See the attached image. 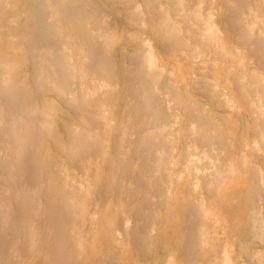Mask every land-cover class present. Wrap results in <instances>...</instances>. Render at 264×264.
Listing matches in <instances>:
<instances>
[{
  "label": "rangeland",
  "instance_id": "rangeland-1",
  "mask_svg": "<svg viewBox=\"0 0 264 264\" xmlns=\"http://www.w3.org/2000/svg\"><path fill=\"white\" fill-rule=\"evenodd\" d=\"M5 1H8V4H6ZM11 1H12L14 6H10ZM36 1H38V0H4V4H0V53H1V57L2 58L4 57L3 59H5V58L11 59L13 56H15V51H16L15 48L18 49V48H20V46L26 45L28 43L29 39L16 38L15 35H16V33H19V32H24V34L29 33L28 32V28H29L28 23L30 22V12L28 11V8H30L31 2H36ZM89 1L94 3L95 6L97 5L96 7H99L100 9H107V10L112 11L114 14V17H112L113 19L111 20V23H112L113 27L115 28V33H116L115 35L120 36L121 38H122L123 34L124 35L126 34V36H127V41L120 44L122 46L126 45L125 49H123V50L121 49V50L117 51V58L119 61L118 64H119V67L121 68L119 70V72H123V74L121 75L123 77L122 78V81H123L122 86L118 90H116L114 97L111 96L110 97L111 99H109L110 101L108 100L109 101L108 107L110 108V111L108 112L107 118H109V121H108L109 124H105L106 122L104 121V119H102L103 117L101 116L102 115L101 114L102 109H101L100 105L97 104L96 102H94V101L89 102L88 101L89 103L92 104V106H91V104L89 106V103H87L88 105L86 104L87 105L86 106L82 102L79 101L78 105L76 104V106L79 108L74 106L73 107L74 109H73L72 107L64 106L63 101L61 99H58V97L54 93H51V92L45 91V90H40V87H38L39 84H38L37 80L35 78H33V74H31V73H33L32 72L33 69H32V67H30L28 65L27 66L23 65L25 68L21 67L22 65H20V66H18L19 69H18V67H16L17 69L15 68L14 71H16V72H14V71L12 72V75L15 73L13 75L14 76V82H16L15 84L18 85V83H23L22 85H24V86L19 84L21 86V90L23 89V91H21L19 89L20 87L18 86L19 87L18 88L16 85H15V88H13L14 84H12V86H10L7 83V84H5L6 87H4L5 85L2 87L0 84V97L2 99L0 101V104L2 103L1 104L3 106L2 111L4 112L3 113L0 111V115H1L0 116V154H2L3 151H5L3 153L4 158H2L3 155H1V157H0V158H2V161H3V163H2V161L0 160V164H1L0 165V169H1L0 170V202L9 200V201H11V204H14V203H17L18 201H20V198H21V200L26 201V202L24 201L25 203L23 202L22 204L20 203L22 201H20L18 203L19 205L16 204V206L21 205V207L23 208L22 209L23 212L19 213L20 216L16 215L15 213H18L19 209L21 211V207H19L18 210H15L18 208V206H17V208L14 206L12 209H10L9 212L11 214L8 213V217L10 220L6 219V220L10 221V222L8 221L10 223V226H8V223L6 225V222H7L6 220H5L6 222L0 221V232H1L0 234H3L1 230H3V232H4V227H6L7 229H8V227H10L9 230H7L5 228L6 232H4L5 235L3 234V237H2V238H4V237L5 238L0 240V251H1L0 258L2 256V258L0 259V264H19V263L20 264H57V261L60 260L59 259L60 257H59V253H57V250H55V247L58 246L56 244V241L59 240L58 238H60V236H61L60 233L64 234L63 236H64L65 242H66L65 243L66 249L70 251V252L68 251L70 253L68 255V252H66L64 250V254H66V256H67L66 260L69 258L68 260L69 261L71 260V262H72V263L70 262V264H79V262H80V264H82V263L83 264H187V263L188 264H205V263L206 264H264V190H263L264 189L263 188L264 187V163H263L264 162V142H263V140H264L263 139L264 138V119L258 113H255V112H257V111H255V110H257V108H255L256 103L253 102V100L255 101L257 99V97H256V93H257L256 89L257 88L256 87H258L259 85L256 86L254 84V81H252L251 78H249L250 75L247 74V73H249L248 71H251L252 73L254 72L257 75L264 78V61H262V60H264V55L261 53L262 56H258V53L255 50H252L251 48H250L251 49L250 50L249 49L250 46L247 47L246 46L247 44H245L241 40H238L237 38H235L233 36L234 33L231 30V28L234 26V24L239 22L238 19L241 20L240 17L241 16L243 17L247 13L246 8H245L246 11L244 8L242 9V7H244L243 5L246 4L245 7L247 6V8H250V10L248 9V11H251L252 13L251 12L247 13V14H249V16L246 14L244 16L245 19L243 18L244 20H242V22L244 21V23L246 22V24H249V22L253 23V21L258 22V20H260L259 21L260 25H258V28L260 29V31L263 33V36H264V28H262V26L264 27V10H263L264 8L262 9V7H264V0L263 1L262 0H242L244 4L242 5L241 8L238 7L239 3L236 2L235 3V4H237L236 10L237 11L241 10L240 12L238 11L237 13H235L236 10L233 13L230 10L231 2H234V0H212L210 7H213V9H214V10H212L213 14L215 15L213 17V21L215 24L214 27L216 29H218V32H216L217 30H215L213 28L215 30L214 33H216V34H214L215 41H214V39L212 40V45L215 43L214 44L215 46L211 45V48L213 49V51L210 48L207 52L204 51L203 53H201L202 55H200L201 57H199V61L197 63H192V61L190 60V59H192L191 58L192 53H191L189 48H187V49L185 48L183 51H180L183 53L182 54L178 51H174L170 47L169 48H163L162 46H159V47L156 46L159 44V42L157 41L155 43V47H157L156 48V54L158 57V68L162 69V71L164 73H166V75H167V76H165V74L163 73L164 78H161V81H163V82L165 81L164 82L165 88H162L163 90L160 91V95L158 96L159 98H157V99L155 97L156 96L155 93H154L155 96L153 97L154 91L152 89H149V88L145 89L146 85L145 86L143 85L144 88H143V86H141L142 89L139 90L137 88V86H138V84H137L138 82H136L137 79L135 80L133 78L135 76L127 74V71H128L127 69L131 65L132 66L136 65L141 60L140 57L142 56L141 49L138 45V42L132 43V41H130L131 40L130 38H131V36H136V35L138 36V34H141L140 37L143 38L144 34L146 33L145 32L146 29H143L142 27H138V26H131L130 24H128L126 15L124 13L126 8H128L126 6L125 2L118 1V0H114V1L113 0H94V1L89 0ZM184 1H186V2L188 1V5H187L188 8L191 9L195 5L196 8L197 9L199 8V10L201 11L200 12L199 10H197V13L199 11L201 14H204V11L202 12V10L206 9L205 5L208 4L209 3L208 1H210V0H208V1L207 0H184ZM229 1H230V3H229ZM222 2L224 5L222 4ZM79 4H83V6H85V4L87 5L88 3L85 2V0H79ZM18 6H19V9H18ZM221 6H222V8H221ZM228 8H229V11L231 14V15H229L230 17L226 15V13H227L226 9H228ZM185 11L188 12L186 7H185ZM187 12H186V14L188 16ZM233 20H234V22H233ZM112 21H114V22H112ZM119 21H121L122 24L119 23ZM196 22H198V23H196L197 27L198 26L201 27L203 25L201 23L202 21H200V23H199V21H196ZM228 22H230V23H228ZM184 24H181V30H182L183 26H184V29L186 26H188L187 23L185 25ZM230 25H232V26H230ZM137 28H139L140 30H138ZM142 35H143V37H142ZM220 35H221V38L219 39ZM263 36L259 40L262 43H264L263 42L264 41ZM179 39H181V36L179 37ZM234 39H236L237 41ZM122 40H123V38H122ZM189 40L192 43L194 42V38L189 37ZM52 42L53 41L51 39L44 38V41L42 43L47 47ZM235 43H237V44H235ZM129 44H131V45H129ZM120 45H119V47H120ZM232 45H233V47H232ZM255 45L256 44H254V46ZM217 48H220V50ZM214 50H215V52H214ZM185 51H187V52H185ZM261 51H262V49L260 48V52ZM134 52H137V53L139 52V55L131 60L130 59L131 57H129V56ZM211 52H213V53H211ZM253 52L257 53V54H254ZM179 53L182 54V56ZM206 53H208V54H206ZM42 56L44 57L43 60H45L47 58L46 48H43ZM260 57L262 60L260 59ZM249 58H250V60H249ZM217 59H218V61H217ZM223 59H224V61H223ZM61 61L64 62L63 60H61ZM122 61H123V63H122ZM202 61H203V63H202ZM239 62L244 64L243 69H241L244 72L241 71L237 67ZM255 62L257 64H255ZM207 63L210 65H208ZM212 64H213V66H211ZM64 65H66V64L64 63ZM194 65H195V67H194ZM210 66L214 69H212ZM51 70L52 71H50L48 68H44L45 74L47 73L46 76H49V75L51 76L55 73V72L53 73V71H55V69L54 70L51 69ZM191 71H193V72H191ZM200 71H202V72H200ZM207 71H208V73H207ZM49 72H52V74H50ZM0 73H1V70H0ZM21 74H23V77L26 75V78L24 77L25 79L21 80L22 82H20V79L23 78ZM230 74H231V76H230ZM12 75L10 74V76L13 79ZM129 77H131V78H129ZM162 77H163V75H162ZM165 77H167V78H165ZM51 78H52V76H51ZM95 78L97 81H98V79H101L98 76H95ZM168 78H172V79H168ZM230 78H231V80H230ZM240 79L241 80L243 79L242 83H245L244 88L246 89V95H244V96L239 93V88L242 86L241 84H239ZM28 80H31V81H28ZM224 81H225V83H224ZM14 82L11 81V83H14ZM11 83H9V84H11ZM77 83H78V86H77ZM90 83H91V77L90 76L86 75L85 77H83L81 79V76H79L76 73L72 74L69 71L68 75H67V83H66V85H64V88H66L67 90H70L72 92L74 91L73 93H76V95H77V94H79L81 87H91ZM168 83H171V84L174 83L173 84L174 86L171 84H168ZM237 83L239 85H237ZM80 84H81V86H80ZM133 85H134V87H133ZM27 86H28V91H30V93L29 92L24 93L25 92L24 87H26V91H27ZM52 87L57 88L56 85L52 86ZM253 87H255V88H253ZM175 88H176V90H175L176 94L175 95H174V93L171 94L170 92H175L174 91ZM249 88L251 90L252 89H254V90L251 91ZM15 89H17V90H15ZM78 89H79V92H78ZM167 89H169V93L166 92ZM224 89H226V90H224ZM5 90H8L7 92H9V93H7ZM53 91H55V92L58 91V88L56 90H55V88H53ZM10 92H12L11 94H14V96H16L15 101L13 98L10 99L8 97ZM250 92H252V94ZM24 94H27V95H24ZM28 94H29V96H28ZM216 95H218V97ZM149 96H150V98H149ZM239 96H240V99H239ZM38 97H40V98H38ZM45 97L49 101H51V103H53V104L51 105L49 102L47 103L48 100L45 101V99H46ZM151 97H153V98H151ZM255 97H256V99H255ZM23 98H24V100H23ZM27 98H29V101L27 100ZM51 98H52V100H51ZM163 98H165V99H163ZM169 98L171 100H173V103H171L172 102L171 100L169 101ZM230 99L232 100V103L225 102L226 100L228 101ZM54 100H56L57 102ZM176 100H178V101H176ZM185 100H186V103H185ZM18 101H19V103H18ZM191 101H192V103H191ZM147 102L151 103L152 110L148 111L144 108L145 104ZM193 102L194 103L198 102L197 104L201 105V106H198L197 104L194 105ZM249 102H250V104H249ZM20 103H21V105H20ZM29 103H31V105L33 104L32 108H31L33 113L35 112L34 110L37 107L36 112L34 114L33 113L31 114V111H30V113H28V112L24 113L25 111L24 112L22 111V108H24L23 104L30 106ZM93 103H94V105H93ZM176 103H178V106ZM58 104H61V105H58ZM81 104H83V105L81 106ZM116 104H118V106ZM222 104H224V105H222ZM34 105H35V108L33 109ZM38 106H40V108H42V109L47 110V111L43 110L47 114L54 107H56V108H54L55 110L53 109L51 111V112H53V114H51V112H50L48 115L50 117H51V115H54V117L52 116L54 119L52 117H51L52 119H50V118L48 119V116L46 113L45 114L47 117H43V115H44L43 111L41 112L40 108ZM50 106H51V109H49ZM87 107H89L90 109L88 108L89 109L88 110ZM199 107H200V110H197ZM251 107L253 110L255 108V110L251 111ZM62 108H64V109H62ZM81 108H82V110H81ZM165 108H167V109H165ZM181 108H182V111H181ZM247 108H249V110H247ZM119 109H120V111H119ZM202 110H203V112H202ZM19 111H22L21 114L24 115V118L26 116V119H27L29 116L30 120L29 119L28 120L29 121L32 120L30 129L36 130V131L30 130L28 132V134L30 135L29 136L30 140L27 139L28 141H30L34 145V146L32 145L28 148V149H30V148L32 149V150H29L30 152L34 151L33 155L36 156V154H37V156L34 158H33L32 152L28 153V151H27L28 149H26V147H24V144L22 143V141H21V143L23 145L21 143H20V145L23 146V149H25V152H23L24 150L22 149V147L19 144L18 145H19V147H21L19 149L21 151L23 150L22 152L25 155L22 152H21V154H22L21 155L19 153L20 151H18L19 149H17L18 148L17 143H19V141L17 139L15 140V137L13 138L11 135V132L12 131L14 132V127L12 125L11 116L9 117V115H12V114L18 115L20 113ZM60 111H61V115H60ZM155 111H157V112H155ZM198 111H201L202 113H199ZM64 112H66V113H64ZM190 112H192V113H190ZM7 113H8V115H7ZM27 113L29 115H26ZM57 113H59V114H57ZM84 113H86V114H84ZM157 113L159 114V116L154 115ZM161 114H163V115H161ZM38 115H40V116L42 115V116L40 117ZM96 116H98L97 118H99V119H97ZM154 116H157V117H154ZM100 117H102V118H100ZM150 117H151V119H150ZM240 117H241V119H240ZM44 118H47L48 121L51 120L53 122H50L48 124L47 120L45 119L46 124L43 125L45 123ZM115 118H118V122L115 121ZM170 118H171V120H170ZM188 118H190V119H188ZM6 119L8 120L7 122L10 123V125L12 127H10V125L6 122ZM101 119H102V121H104V122L101 121L102 124H100ZM258 119H259V121H258ZM93 121L95 124L93 123ZM171 121H172V123H170ZM258 122H260V123H258ZM37 123L38 124L43 123L42 124L43 126L38 125ZM51 123H52V125H50ZM47 124L50 126H47ZM99 124L103 127H101ZM193 124H194V127L196 125L195 128L193 127ZM106 125H107V127H106ZM164 125H166L169 128L165 129L166 126H164ZM205 125H207V126H205ZM39 126H42V127H39ZM72 126H79V127L81 126L80 128L86 129L88 131V135H86V137L83 136V138H82V140H84L85 142L82 140L80 142L81 145H83V143L86 144V148H85V146H82V147H84V150H83V148L81 149V147L80 148L75 147L76 148L75 149L73 144H72L74 142L71 141V139H69L70 138V132L68 131V127H72ZM121 127L125 130V132H124V130L121 129ZM172 127H173V129H172ZM191 127H192V129H191ZM226 127L228 128L227 129L228 131L226 130ZM170 128H171V130H170ZM102 129L106 130V131L108 129L110 131V133H109V131L103 132ZM119 129H121L123 132L121 130L118 131ZM152 129L155 130L156 132L153 131ZM205 129L206 130L208 129V130L206 131ZM229 129H231V130H229ZM5 130H6V132H5ZM40 130H42V131H40ZM93 130H95L97 135H95L93 133ZM195 130H196V132H194ZM197 130H198V132H197ZM148 131H151L150 133L153 132L154 134L153 133L150 134ZM13 132H12V134H13V136H15V134ZM47 132H48V134L46 135ZM53 132H55V133H53ZM89 132L93 133L95 135V137H99V135H100V140L103 139L102 142L99 141V138H96L95 140L97 141V143L95 142L96 143V145H95L94 144L95 140L92 137L93 134H90ZM169 132H170V134H169ZM111 133H113V134H111ZM117 133L118 134L120 133V134L118 135ZM122 133H124L125 136ZM194 133H196V134H194ZM209 133H211V135H209ZM141 134H143V135H141ZM120 135H123L124 137H122ZM166 135H168L169 138H167L168 136H166ZM31 136H33V138ZM118 136L121 137L120 142L122 145H120V144L118 145V143H120ZM144 136H145V138H147L146 142H145ZM259 136H261L260 137L261 140L263 139L262 141L260 140V138H258ZM90 138L93 141L92 143H90L91 142ZM116 138H118V139H116ZM152 138H154V139H152ZM160 138H161L162 142L160 141ZM235 138H236V140H235ZM4 139L6 141L8 139V142L6 143V141ZM107 139H108V141H107ZM204 139H206V141L208 142V148H207V144H206L207 142ZM215 139H217V140H215ZM218 139L221 141V143ZM223 139H224L225 143H223L224 142ZM226 139H227V141H226ZM13 140L15 142H17L16 145H14L15 143L13 144V142H14ZM38 140H39V142H38ZM104 140H105V142H103ZM259 140H260V142H259ZM217 141H219V142H217ZM98 142H100V143L98 144ZM106 142L109 143V149L107 150L106 153L103 154L102 151L104 149H102V148H104ZM209 142H210V144H209ZM227 142L230 143L231 145H229ZM219 143H220V145H219ZM38 144L40 147H38ZM64 144L65 145L70 144V145L65 147ZM142 144H145V145H142ZM223 144H224V151L222 150L223 151L222 152L220 150L221 151L220 152L219 148ZM76 145L77 144L75 143V146ZM15 146H17V148ZM77 146H79V145H77ZM89 146L90 147L92 146V147L90 148ZM117 146H118V148H117ZM119 146H122V147H119ZM227 146H228V148H227ZM229 146H231L230 147L231 149L229 148ZM14 147H15V151H17L18 153L13 150ZM32 147H34V149ZM36 147H37V150L35 149ZM243 147H245V148H243ZM257 147H258V149H257ZM119 148H121L122 151L121 150L119 151ZM205 148H207V149H205ZM92 149H94V150H92ZM158 149H159V151H158ZM53 150H55V151H53ZM71 150H72V152H71ZM110 150H112V151H110ZM238 150H239V152H238ZM35 151H38V152L41 151V152H39V154H38V152L36 153ZM60 151H61V153H60ZM13 152L16 153L17 155L14 154ZM26 152H27V156H29L28 157L29 159L25 158V157H27ZM158 152H159V154H163L161 156L162 157L164 156V158L162 159V157H161V160H163V161L161 162V160H160V161H158V163L156 162L157 167L156 166L154 167V165H155V164H153V162L155 160L154 156ZM197 152H199V153L197 154ZM210 152H211V154L212 153L213 154L211 155ZM228 152H229V154H228ZM47 153H49V154H47ZM205 153H207V154H205ZM73 154H74V156H73ZM106 154L108 155V157ZM214 154L217 155V157L215 158L216 160L212 159ZM19 155H21L22 158L24 157L26 159L25 161H23L24 165L21 161L23 159L20 158L21 156L19 157ZM136 155H138V156H136ZM243 155H246L248 157L247 158L248 163L246 161V163L242 167L239 159ZM83 156H87V157H83ZM10 157H11V160L14 159L16 161V163L12 162L13 160L11 161ZM37 157L40 158L39 159L40 164L38 162ZM61 157L63 158V160ZM72 157L75 158L79 163L76 162V160L73 159ZM76 157H78V158H76ZM35 158H37V159H35ZM116 158H117V160H116ZM121 158L125 161V164H124V162H122ZM6 159L9 160L8 161L9 163L11 162V169H10V167H8L9 163L7 162V164H6ZM82 159H84L85 161H83ZM109 159H110V161H109ZM171 159H172V161H171V163L169 162V164H170L169 165L168 161H170ZM34 160H36V161H34ZM166 160H168V161H166ZM211 160H213V161H211ZM224 160H225V162H224ZM4 161H5V163H4ZM18 161H19V163H18ZM165 161L167 163H164ZM210 161H211V163H210ZM221 161H223V162H221ZM33 162L34 163L36 162V163L34 164ZM80 162H81V164H80ZM119 162H120V164H119ZM229 162L232 163V165L235 166L236 170H237V173L232 176L233 178L231 177V174L230 175L227 174ZM116 163L118 164L119 167L117 166ZM173 163L176 165H173ZM79 164L83 165V166L80 167ZM111 164H113V165H111ZM114 164H116V166ZM159 164H160V166H159ZM165 164L167 165V167H165L166 166ZM16 165L17 166L19 165L18 167H20V168L17 169ZM29 165H30V167H29ZM121 165H122V167H120ZM224 165H225V167H224ZM33 166H34V169L31 168ZM85 166H87V169L85 171L89 172V174L88 173L86 174V172L83 171L82 168L85 169ZM168 166H170V167H168ZM180 166H183L182 170L179 169ZM210 166H212V167L209 169ZM214 166L216 168H214ZM115 167H118V169ZM226 167H227V169H226ZM24 168H25V170H24ZM156 168H159V169H156ZM169 168H171L170 171L172 172L173 176L170 174V172H168ZM201 168H203V169H201ZM15 169L19 170V172H16ZM113 169L114 170L117 169V170L114 171ZM120 169H121V171H119ZM31 170H33V171H31ZM38 170H39V173H38ZM79 170H81V172ZM208 170H211V171H208ZM111 171L113 172V175H112ZM147 171H148V173H147ZM162 171H163V173H162ZM164 171H166V172H164ZM255 171L257 174L255 173ZM32 172H33V174H32ZM116 172H118V173H116ZM202 172H204V173H202ZM224 172L226 175L224 174ZM82 173L85 175V176L83 175L84 177L82 176ZM110 173H111V175H110ZM165 173L169 174V175L166 176ZM211 173H213L215 175L217 174L218 177L216 176V178H215V177L211 176L212 179H209L210 177H208V179L206 181V176L205 177L200 176L201 174H206V175L209 174L210 175ZM10 174H12V176H10ZM17 174H18V176H17ZM128 174H129V176H128ZM221 174L223 175L222 183H221V179H219V175H221ZM259 174H260V176H258ZM32 175H34L35 177ZM86 175L88 177H86ZM101 175H103V176H101ZM105 175L107 176L108 179H106ZM91 176H93L92 177L93 179L91 178ZM113 176H114V179L112 178ZM17 177H18V180H17ZM62 177L64 179L65 178L66 179L64 180ZM127 177L129 179H127ZM133 177H134V179H131ZM200 177H201L202 181H204V180L205 181L202 183L199 182ZM44 178L46 181L44 180ZM109 178L111 179V181H113V180L114 181L111 182ZM143 178L145 179L144 181H143ZM175 178H178V179H175ZM101 179L103 180V182H101L102 181ZM92 180H94V181H92ZM132 180H133V182H132ZM155 180H156V182H155ZM157 180H159V181H157ZM217 180H219V181H217ZM225 180L227 182H225ZM106 181H108V183H106ZM61 182L63 184L62 186H61ZM70 182H71V185L73 183L72 186H70ZM86 182H88V183H86ZM127 182H130V183H127ZM160 182L162 185L160 184ZM259 182H260V184H259ZM64 183H65V185H64ZM138 183H141V184H138ZM173 183L176 185H174ZM208 183H210V184H208ZM22 184L24 187L22 186ZM46 184H47V187L45 188ZM53 184H55L56 186ZM104 184H105V186H104ZM153 184H154V187H153ZM202 184L205 185L206 187L203 186ZM78 185H79V188H78ZM260 185L263 187H260ZM68 186H70V187H68ZM73 186H75V187L77 186L76 189L78 190V192L80 189V193H78L77 190L72 188ZM83 186L85 187V189L83 188ZM129 186H130V188H129ZM141 186H142V188H141ZM5 187L7 190L5 189ZM64 187L68 190H72L71 191L72 193L71 192L70 193H71V195H73V197H74V195H76V192H77V196H78L77 202H76V200L73 201L75 204H77V206L73 205V203H72L73 207L71 205V208H72L73 212H75V213H73L70 210V207L64 208V206L67 205V203H66L67 199L68 198L71 199L70 198L71 195H68L69 191L64 189ZM81 187L83 189H81ZM89 187H90V189H89ZM160 187H161V189L159 190ZM214 187H215V191H214ZM22 188L24 190L27 189L29 191L27 196H26V194H23V192L21 191ZM32 188H33V190H32ZM43 188H44V191H42ZM87 188L89 190H87ZM45 189H47V190H45ZM216 189H217V191H216ZM30 190L33 191V194L32 193L30 194ZM52 190L56 194H58V192L60 195L62 194L59 199L53 197L56 202L53 201L52 197H50ZM84 190H85V192L82 193V191H84ZM206 190H207V193H209V195H207V193L205 192ZM10 191L13 194H11ZM74 191H75V193H74ZM86 191L89 192V194ZM137 191H138V194H135V193H137ZM21 192H22V194H21ZM26 193H27V191H26ZM85 193L87 194V196H85L86 195ZM80 194H82V197L83 196L87 197V199L89 197V200H87L86 198L81 199L82 197ZM22 195H25V198L27 200L24 199V197ZM45 195H47V196H45ZM41 196H42V198H41ZM67 196H69V197H67ZM77 196H75L74 198H76ZM168 196H170V197H168ZM197 196H199V197H197ZM164 197H166V198H164ZM214 197H217V198H214ZM62 198H65L66 201ZM162 198H164V199L162 200ZM78 199L81 200V202ZM156 199H158V200H156ZM82 201H84L85 206L87 205L86 206L87 209L84 206V204L82 203ZM87 201H88V203L86 204ZM120 201H121V203H120ZM52 202L54 205L52 204ZM206 202H207V205H210L208 208V213L210 215H209V219H208L207 223L204 226V231L201 232L198 229V225L202 221L203 217L201 215L197 214L196 209H197V207H199L200 204H203ZM141 203H143V204H141ZM196 204H198V205H196ZM50 205H52L53 207L55 206V207L53 208ZM78 205H80L81 207L84 206V207H82L83 208L82 210L85 211V209H86V211L88 212V213L85 212V214H84L85 216H82L84 213L82 211H80V212H82L81 214L79 213V215L81 217L77 216L78 214L76 211H79L81 209V207L79 208V210L77 209L79 207ZM171 205H172V207H171ZM74 206L76 207L75 210H74ZM90 206H92V207H90ZM31 207H33V208H31ZM128 207H130V208H128ZM53 209H56V211L54 213H55V217H57V218H54L52 216ZM65 209L67 210L66 211L68 214L67 216H66V213H64ZM11 210L13 212H11ZM32 210H33V212H32ZM68 210H69V212H68ZM191 211H193V212H191ZM97 212H99V213H97ZM153 212H154V215H153ZM12 213H14V214H12ZM49 213H51V214H49ZM58 213H60V214L58 215ZM70 213L71 214H77L76 217H78V219L79 218L81 219L82 217H84L83 218L84 221L83 220L80 221V219L78 221V219L72 218V217H75V215L72 216ZM181 215H182V217H181ZM68 216H70V217H68ZM17 217H19V218H17ZM71 218H72V220H71ZM195 218L198 220H196ZM74 219L81 223V224L76 225L77 227H75V228H74V226H75L77 221H74ZM87 219H89V221ZM125 219H130V221L132 223V227H134L133 230L130 229L128 232H125L124 228L122 227V223L125 221ZM61 220L63 223L60 222ZM139 221L141 223H139ZM31 222H33V223H31ZM57 222H58V224H57ZM82 222H84V225L82 224ZM2 223L3 224L5 223L4 225H6V226L2 225ZM66 223H67V225H66ZM194 223H196V224H194ZM73 224H74V226L72 227L71 225H73ZM1 225L3 227H1ZM80 226H82V229ZM146 226H147V228H146ZM64 228H65V230H64ZM40 229H41V231H40ZM71 229L72 230L73 229L74 230L80 229V230L79 231L73 230L75 232L74 233L73 231L71 232ZM145 230H146V232H145ZM63 231H66V232L63 233ZM70 232L72 234L73 233L74 234L72 235ZM79 232H80V234H79ZM12 233H14V235H12ZM66 233H67V235L69 234L68 237L65 236ZM76 233H78V234H76ZM89 233H91V235ZM27 234H29V235H27ZM74 235H75V238L76 237L78 238V240H77L78 244L77 245H74L76 243V241L73 240ZM0 237H1V235H0ZM11 239L15 240V244L13 243V241ZM199 239L201 240V242ZM25 240L28 242H26ZM70 240L74 241V243L71 242V244H70L69 243ZM81 241H82V244H81ZM183 241L186 243H184ZM190 241L192 243L194 242L193 244L196 245L195 247L192 246L191 249L188 246V243ZM10 242L12 244H14V246L15 245L16 246L15 247L13 246L14 247L13 248L12 245L10 244ZM138 242H140V243H138ZM142 242H143L142 245H145V247L141 246ZM7 243H9V244L7 245ZM27 243H29L30 245ZM183 243H184V245H183ZM135 244H136V246H134ZM9 245L11 247H9ZM83 245H84V247H83ZM28 246H29V248H28ZM5 247L7 248V250H9L8 253H6L7 251H6ZM78 247L81 248V250H79ZM131 247H133L134 250ZM143 247L146 250H144ZM200 247H201V249H200ZM15 248H17V249H15ZM139 250H140V252H139ZM2 251H6V252H2ZM85 251H87V252H85ZM200 251H202V253ZM198 252H199V254H198ZM241 252H242V254H241ZM71 253H73V254H71ZM84 254H85V256H84ZM183 254H185V255L183 256ZM196 254L199 256H197ZM79 255H81V256H79ZM11 257H12V259H11ZM71 257H73V258L71 259ZM188 257H190V258H188ZM54 258H57V259L55 260ZM23 260H25V261H23Z\"/></svg>",
  "mask_w": 264,
  "mask_h": 264
},
{
  "label": "bare ground",
  "instance_id": "bare-ground-1",
  "mask_svg": "<svg viewBox=\"0 0 264 264\" xmlns=\"http://www.w3.org/2000/svg\"><path fill=\"white\" fill-rule=\"evenodd\" d=\"M94 1V0H93ZM114 1V0H113ZM118 1H122V2H125V4H126V6L128 7V8H126V10H125V15H126V18H127V21H128V24H130L131 26H138V27H142L143 29H146V33L144 34V37H143V35H142V37L143 38H141L140 36H141V34H138V36L136 35V36H131V40L130 41H132V43H134V42H138V45H139V47H140V49H141V53H142V56L140 57L141 58V60L136 64V65H131L127 70V74H129V75H133V76H135V77H133L135 80L137 79V81L136 82H138L137 84H138V86H137V88L139 89V90H141L142 89V87L141 86H145V89L146 88H149V89H152L154 92H153V97L155 96L156 97V99L157 98H159L158 96L160 95V91L161 90H163L162 88H165V81L163 82V81H161V78H164V74H165V76H167L166 75V73H164L163 71H162V69H159L158 68V57H157V54H156V48L157 47H155V43L158 41L159 42V44L158 45H156V46H162L163 48H172L174 51H178V52H180V51H183L185 48L187 49V48H189L190 49V51H191V53H192V59H190L191 61H192V63H197L198 61H199V57H201L200 55H202L201 53H203L204 51H208L210 48H211V45H212V40L214 39V34H216V33H214L215 32V30H217L216 32H218V29H216L214 26H215V24H214V21H213V17L215 16L214 14H213V12H212V10H214L213 9V7H210V4H211V1L212 0H210V1H208L209 3L208 4H206L205 6V8L206 9H203L202 10V12L204 11V14H201L200 12V10H199V8L197 9L196 8V6L194 5V7L193 8H188V1L186 2V1H184V0H118ZM263 1V0H262ZM85 2H87L88 4L86 5L85 4V6H83V4H79V0H38V1H36V2H31V4H30V8H28V11L30 12V22L28 23V32L29 33H25L24 34V32H19V33H16V35H15V37L16 38H23V39H29V41H28V43L26 44V45H23V46H20V48H18V49H16L15 48V56H13L11 59H3L2 57H1V53H0V70H1V73H0V84H1V86L3 87L5 84H7L8 83V85H10V86H12V84H14V86H13V88H15V85L21 90V86L20 85H22L23 83H18V85L17 84H15L16 82H14V74L12 75V72L15 70V68L16 67H18V66H20V65H22L21 67H24L23 65H28V66H30V67H32V69H33V73H31V74H33V78H35L36 80H37V82H38V87H40V90H45V91H49V92H51V93H54L57 97H58V99H61L62 101H63V105L64 106H69V107H74V106H76V104L78 105V103H79V101L80 102H82L84 105H86L87 103H89L90 101L92 102V101H94V102H96L97 104H99L100 105V107H101V109H102V117H100V118H102V119H104V121L106 122L105 124H109L108 123V121H109V118H107V115H108V112L110 111V108L108 107L109 106V99H111L110 97L112 96V97H114V95H115V92H116V90H118L121 86H122V74H123V72H119V70L121 69L120 67H119V64H118V58H117V51L118 50H123V49H125V46H122V45H120V44H122V43H124V42H126L127 41V36H126V34L124 35H122V38H123V40H122V38L120 37V36H117V35H115L116 33H115V28L113 27V25H112V23H111V20L113 19L112 17H114V14H113V12L112 11H110V10H107V9H100L99 7H96L95 6V4L94 3H92V2H90L89 0H85ZM195 2V1H194ZM221 2V1H220ZM236 2H238L239 3V5H238V7H242V5L244 4L243 3V1L242 0H234V2H231V5H230V10L232 11V13L233 12H235V10H236V8H237V4H235ZM261 2V1H260ZM5 3L6 4H8V1H5ZM97 3V2H96ZM106 3V2H105ZM229 3H230V1H229ZM247 3V2H246ZM0 4H4V0L2 1V0H0ZM222 4H223V2H222ZM82 5V6H81ZM113 5V4H112ZM204 5V4H203ZM224 5V4H223ZM245 5L246 4H244L243 6L244 7H242V9L244 8H246L247 9V13H250L251 11H248V9L250 10V8H247V6L245 7ZM256 5V4H255ZM10 6H14L13 5V3H12V1H11V3H10ZM120 6V5H119ZM118 6V7H119ZM249 6V5H248ZM263 6V5H262ZM185 7L187 8V10H188V12L187 11H185ZM115 8V7H114ZM219 8V7H218ZM221 8H222V6H221ZM229 8L228 9H226V11H227V13H226V15L227 16H229V15H231L230 14V11H229ZM239 8V9H240ZM264 7H262V9H263ZM18 9H19V6H18ZM121 9V8H120ZM119 9V10H120ZM246 9H245V11H246ZM197 10H199L198 11V13H197ZM219 10V9H218ZM264 10V9H263ZM239 11V10H238ZM237 10H236V12L235 13H237L238 12ZM241 11V10H240ZM239 11V12H240ZM121 12V11H120ZM186 12L188 13V16H187V14H186ZM215 12V11H214ZM223 13V12H222ZM246 13V14H247ZM252 13V12H251ZM216 14V13H215ZM239 14V13H238ZM243 14V13H242ZM245 14V15H246ZM233 15V14H232ZM244 15V16H245ZM248 16H249V14H247ZM22 16V15H21ZM241 16V15H240ZM240 17L241 18V20H239L238 18V21L239 22H237L236 24H234V26L231 28V30L233 31V36L235 37V38H237L238 40H241L242 42H244L245 44H247L246 46L248 47V46H250L249 47V49L251 48L252 50H255L257 53H258V56H262V54L264 55V43H262V42H260L259 40L262 38V36H263V33L260 31V29L258 28V25H260V20H258V22H256V21H253V23H250L249 22V24H246V22L244 23V21L242 22V20H244L245 19V17ZM220 17V16H219ZM230 17V16H229ZM244 18V19H243ZM225 19V18H224ZM122 20V19H121ZM196 21H199V23H200V21H202L201 23L203 24L201 27H197L196 26V23H198V22H196ZM112 22H114V21H112ZM233 22H234V20H233ZM256 22V23H255ZM118 23V22H117ZM119 23H121V21H119ZM186 24L187 23V25L188 26H186L185 27V29H184V26H183V28H182V30H181V24ZM228 23H230V22H228ZM258 23V24H257ZM122 24V23H121ZM184 24V25H185ZM219 24V23H218ZM227 24V23H226ZM198 25V24H197ZM201 25V24H200ZM229 25V24H228ZM220 26V25H219ZM230 26H232V25H230ZM124 28V27H123ZM135 28V27H134ZM215 30H214V29ZM262 28H264L263 26H262ZM125 29V28H124ZM123 29V30H124ZM138 30H140L139 28H137ZM224 29V28H223ZM263 30V29H262ZM220 33V32H219ZM221 34V33H220ZM181 36V39H179V37ZM213 36V37H212ZM189 37H191V38H194V42L192 43V42H190V40H189ZM216 37V36H215ZM233 37V38H234ZM264 37V36H263ZM44 38H48V39H51L53 42L49 45V46H45L42 42L44 41ZM221 38V35L219 36V39ZM232 38V37H231ZM10 40V39H9ZM163 40V41H162ZM232 40V39H231ZM234 40H236V39H234ZM214 41H215V39H214ZM217 41V40H216ZM237 41V40H236ZM220 42V41H219ZM229 42V41H228ZM264 42V41H263ZM240 43V42H239ZM24 44V43H23ZM30 44V45H29ZM128 44V43H127ZM215 44V43H214ZM213 44V45H214ZM230 44V43H229ZM232 44V43H231ZM235 44H237V43H235ZM254 44H256L255 46H254ZM119 45H120V47H119ZM129 45H131V44H129ZM136 45V44H135ZM212 45V46H213ZM258 45V46H257ZM137 46V45H136ZM215 46V45H214ZM219 47V46H218ZM223 47V46H222ZM232 47H233V45H232ZM235 47V46H234ZM43 48H46V56H47V58L45 59V60H43L44 59V57L42 56V51H43ZM129 48V47H128ZM238 48V47H237ZM260 48L262 49V51L260 52ZM132 49V48H131ZM212 49V48H211ZM217 49H219L220 50V48H217ZM250 49V50H251ZM170 50V49H169ZM242 50V49H241ZM244 50V49H243ZM212 51H213V49H212ZM238 51V50H237ZM185 52H187V51H185ZM214 52H215V50H214ZM221 52V51H220ZM250 52V51H249ZM140 53V54H141ZM180 53H182V52H180ZM179 53V54H180ZM211 53H213V52H211ZM218 53V52H217ZM222 53V52H221ZM254 53V52H253ZM257 53H254V54H257ZM262 53V54H261ZM120 54V53H119ZM178 54V53H177ZM183 54V53H182ZM182 54H180L181 56H182ZM206 54H208V53H206ZM139 55V52L137 53V52H134V53H132L129 57H131L130 59L132 60L133 58H135L136 56H138ZM214 55V54H213ZM212 56V55H211ZM256 56V55H255ZM62 57V58H61ZM214 57V56H213ZM243 57V56H242ZM139 58V59H140ZM220 58V57H219ZM228 58V57H227ZM165 59V58H164ZM248 59V58H247ZM260 59H261V57H260ZM61 60H63L64 62H62ZM180 60V59H179ZM189 60V59H188ZM221 60V59H220ZM249 60H250V58H249ZM262 60V59H261ZM134 61V60H133ZM217 61H218V59H217ZM223 61H224V59H223ZM260 61V60H259ZM262 61H264V60H262ZM176 62V61H175ZM222 62V61H221ZM250 62V61H249ZM64 63L66 64V65H64ZM122 63H123V61H122ZM173 63V62H172ZM202 63H203V61H202ZM212 63V62H211ZM169 64V63H168ZM208 64V63H207ZM237 64V63H236ZM255 64H257L256 62H255ZM41 65V66H40ZM208 65H210V64H208ZM251 65V64H250ZM259 65V64H258ZM257 65V66H258ZM197 66V65H196ZM211 66H213V64L211 65ZM210 66V67H211ZM252 66V65H251ZM52 67V68H51ZM161 67V66H160ZM194 67H195V65H194ZM240 70L241 69H243V67H244V64H242L241 62H239L238 63V66H237ZM25 68V67H24ZM27 68V67H26ZM44 68H48L50 71H52L51 69H55V71H53V75H51L52 76V78H51V76L49 75V76H46L47 75V73L45 74V72H44ZM209 68V67H208ZM212 68V67H211ZM221 68V67H220ZM260 68V67H259ZM17 69V68H16ZM18 69H19V67H18ZM212 69H214V68H212ZM22 70V69H21ZM19 71V70H18ZM71 72L72 74H78L79 76H81V79L83 78V77H85L86 75L87 76H90L91 77V87H79L81 90H80V92H79V89H78V92H79V94H77L76 95V93H73L72 91H70V90H67L66 88H64V85H66V83H67V75H68V72ZM241 71H243V70H241ZM14 72H16V71H14ZM191 72H193V71H191ZM190 72V73H191ZM199 72V71H198ZM200 72H202V71H200ZM244 72V71H243ZM249 73H247L248 75H250V77L249 78H251V80L252 81H254V84L256 85V86H258V87H256L257 89H256V91H257V93H256V97H257V99H256V97H255V101L253 100V102H255L256 104V107L255 108H257V110H255V108H254V110L255 111H257V112H255V113H258L263 119H264V78L263 77H261V76H259V75H257L256 73H252L251 71H248ZM19 73V72H18ZM50 74H52V72H49ZM164 73V74H163ZM196 73V72H195ZM207 73H208V71H207ZM230 73V72H229ZM246 73V72H245ZM10 74L13 76V79H12V77L10 76ZM232 74V73H231ZM231 74H230V76H231ZM240 74V73H239ZM243 74V73H242ZM22 75V77H23V74H21ZM25 75V74H24ZM162 75H163V77H162ZM245 75V74H244ZM95 76H98L99 78H101V79H98V81L96 80V78H95ZM213 76V75H212ZM243 76V75H242ZM247 76V75H246ZM16 77V76H15ZM19 77V76H18ZM25 78H26V75L24 76ZM22 78V79H20V82H22L21 80H24L25 78ZM214 77V76H213ZM225 77V76H224ZM248 77V76H247ZM129 78H131V77H129ZM165 78H167V77H165ZM186 78V77H185ZM236 78V77H235ZM11 79V80H10ZM31 79V78H30ZM168 79H172V78H168ZM18 80V79H17ZM32 80V79H31ZM31 80H28V81H31ZM134 80V81H135ZM163 80V79H162ZM166 80V79H165ZM230 80H231V78H230ZM243 80V79H242ZM242 80L240 79V82H239V84H241L242 86L239 88V93L241 94V95H246V89L244 88V84L245 83H242ZM250 80V79H249ZM250 80V81H251ZM11 81L12 82H14V83H11ZM26 81V80H25ZM33 81V80H32ZM187 81V80H186ZM203 81V80H202ZM201 81V82H202ZM205 81V80H204ZM51 82V83H50ZM244 82V81H243ZM9 83H11V84H9ZM135 83V82H134ZM179 83V82H178ZM208 83V82H207ZM224 83H225V81H224ZM20 84V85H19ZM52 84V85H51ZM127 84V83H126ZM168 84H171V83H168ZM174 83H172L171 85H173ZM209 84V83H208ZM233 84V83H232ZM238 83H237V85H239ZM7 85V86H8ZM32 85V84H31ZM35 85V84H34ZM51 85V86H50ZM57 86V88H58V91H53V88H55V90L57 89L56 87H52V86ZM71 85V84H70ZM69 85V86H70ZM73 85V84H72ZM211 85V84H210ZM22 86H24V85H22ZM77 86H78V83H77ZM80 86H81V84H80ZM144 86H143V88H144ZM174 86V85H173ZM207 86V85H206ZM234 86V85H233ZM4 87H6V85L4 86ZM133 87H134V85H133ZM181 87V86H180ZM179 87V88H180ZM185 87V86H184ZM236 87V86H235ZM17 88V89H18ZM33 88V87H32ZM36 88V87H35ZM77 88V87H76ZM136 88V87H135ZM198 88V87H197ZM213 88V87H212ZM211 88V89H212ZM237 88V87H236ZM253 88H255V87H253ZM4 89V88H3ZM6 89V88H5ZM17 89H15V90H17ZM24 89H25V92L24 93H26V92H29L30 93V91H28V86H27V91H26V87H24ZM34 89V88H33ZM183 89V88H182ZM215 89V88H214ZM250 89V88H249ZM19 90V91H20ZM151 90V91H152ZM176 90V88L174 89V91ZM224 90H226V89H224ZM251 90V89H250ZM252 90H254V89H252ZM251 90V91H252ZM3 91V90H2ZM6 92L8 91V90H5ZM21 91H23V89L21 90ZM82 91V92H81ZM228 91V90H227ZM255 91V92H256ZM15 92V91H14ZM166 92H168L169 93V89H167V91ZM178 92V91H177ZM215 92V91H214ZM7 93H9V92H7ZM12 92H10V94H9V98L10 99H14V101H15V97L16 96H14V94H11ZM19 93V92H18ZM22 93V92H21ZM20 93V94H21ZM45 93V92H44ZM154 93H155V95H154ZM167 93V94H168ZM171 94L172 93H174V95L176 94V91L175 92H170ZM180 93V92H179ZM229 93V92H228ZM238 93V94H239ZM251 94H252V92H250ZM41 94V93H40ZM165 94V93H164ZM182 94V93H181ZM203 94V93H202ZM219 94V93H218ZM222 94V93H221ZM24 95H27V94H24ZM39 95V94H38ZM50 95V94H49ZM163 95V94H162ZM180 95V94H179ZM206 95V94H205ZM255 95V94H254ZM28 96H29V94H28ZM152 96V95H151ZM165 96V95H164ZM204 96V95H203ZM217 97H218V95H216ZM7 97V98H8ZM19 97V96H18ZM27 97V96H26ZM48 97V96H47ZM53 97V96H52ZM153 97H151V98H153ZM209 97V96H208ZM207 97V98H208ZM213 97V96H212ZM38 98H40V97H38ZM42 98V97H41ZM46 98V97H45ZM49 98V97H48ZM138 98V97H137ZM149 98H150V96H149ZM185 98V97H184ZM216 98V97H215ZM43 99V98H42ZM50 99V98H49ZM54 99V98H53ZM57 99V98H56ZM113 99V98H112ZM127 99V98H126ZM163 99H165V98H163ZM179 99V98H178ZM186 99V98H185ZM221 99V98H220ZM239 99H240V96H239ZM2 99H1V97H0V101H1ZM23 100H24V98H23ZM27 100L29 101V98H27ZM26 100V101H27ZM48 99L46 98L45 99V101H47ZM51 100H52V98H51ZM109 100V101H108ZM154 100V99H153ZM171 99L169 98V101H170ZM197 100V99H196ZM17 101V100H16ZM54 101H56V100H54ZM89 101V102H88ZM168 101V100H167ZM172 102L171 103H173V100H171ZM176 101H178V100H176ZM188 101V100H187ZM217 101V100H216ZM10 102V101H9ZM39 102V101H38ZM44 102V101H43ZM50 103L51 105L53 104V103H51V101H47V103ZM57 102V101H56ZM190 102V101H189ZM215 102V101H214ZM213 102V103H214ZM223 102V101H222ZM221 102V103H222ZM225 102H230V103H232V100L230 99V100H226ZM224 102V103H225ZM245 102V101H244ZM18 103H19V101H18ZM24 103V102H23ZM26 103V102H25ZM46 103V104H47ZM161 103V102H160ZM166 103V102H165ZM170 103V102H169ZM185 103H186V100H185ZM191 103H192V101H191ZM194 103V102H193ZM198 102H195L194 103V105L195 104H197ZM201 103V102H200ZM2 104V103H1ZM0 104V111L1 112H3L2 111V109H3V106ZM7 104V103H6ZM27 104V103H26ZM83 104H81V106L83 105ZM90 104L91 103H89V106H90ZM177 104V106H178V103H176ZM227 104V103H226ZM229 104V103H228ZM249 104H250V102H249ZM253 104V103H252ZM13 105V104H12ZM20 105H21V103H20ZM25 104H23V107L24 108H22V111L24 112V113H26V112H28V113H30V111H31V114L33 113L32 112V110H31V108H32V105H31V103H29V105L30 106H27V105H25ZM58 105H61V104H58ZM62 105V106H63ZM80 105V104H79ZM88 105V104H87ZM86 105V106H87ZM93 105H94V103H93ZM117 106H118V104H116ZM169 105V104H168ZM198 105V104H197ZM196 105V106H197ZM222 105H224V104H222ZM55 106V105H54ZM61 106V107H62ZM91 106H92V104H91ZM112 106V105H111ZM183 106V105H182ZM198 106H201V105H198ZM215 106V105H214ZM219 106V105H218ZM231 106V105H230ZM39 108H40V106H38ZM77 107V106H76ZM94 107V106H93ZM167 107V106H166ZM170 107V106H169ZM189 107V106H188ZM227 107V106H226ZM250 107V106H249ZM35 108V105H34V107H33V109ZM37 108V107H36ZM36 108H35V112H36ZM54 108H56V107H54ZM53 108V109H54ZM77 108H79V107H77ZM85 108V107H84ZM89 107H87V109H88ZM116 108V107H115ZM146 110H152V106H151V103L150 102H147L146 104H145V107H144ZM174 108V107H173ZM190 108V107H189ZM42 108H40V111L42 112L43 110L44 111H47V110H45V109H42ZM49 109H51V106H50V108ZM52 109V110H53ZM62 109H64V108H62ZM69 109V108H68ZM74 109V108H73ZM90 109V108H89ZM88 109V110H89ZM165 109H167V108H165ZM164 109V110H165ZM191 109V108H190ZM197 109V108H196ZM5 110V109H4ZM19 110V109H18ZM51 110V111H52ZM55 110V109H54ZM58 110V109H57ZM81 110H82V108H81ZM188 110V109H187ZM197 110H200V107L197 109ZM207 110V109H206ZM247 110H249V108H247ZM253 109H252V107H251V111H252ZM253 110V111H254ZM22 111H19L20 113L17 115V114H12V115H9V117L11 116V121H12V125H13V127H14V134H15V136H13V134H12V132H11V135H12V137L14 138L15 137V140L17 139L18 141H19V143H17V142H15L14 140V142H13V144L14 145H16V143H17V145L19 144L20 145V143H21V141H22V143L24 144V147H26V149H28L30 146H32L33 144L30 142V141H28V140H30L29 139V134H28V132L31 130L30 129V127H31V121H29L30 120V118H29V116H28V118L26 119V116H25V118H24V115L23 114H21V112ZM39 111V110H38ZM43 111V114L45 115H43V117H47L48 115H49V113L51 112V111H49L48 112V114L46 113V112H44ZM119 111H120V109H119ZM167 111V110H166ZM181 111H182V108H181ZM18 112V111H17ZM34 112V113H35ZM84 112V111H83ZM96 112V111H95ZM98 112V111H97ZM155 112H157V111H155ZM168 112V111H167ZM188 112V111H187ZM199 113H202L203 112V110H202V112L201 111H198ZM197 112V113H198ZM223 112V111H222ZM235 112V111H234ZM4 113V112H3ZM26 114V115H29V114ZM33 113V114H34ZM38 113V112H37ZM47 114V116H46V114ZM64 113H66V112H64ZM160 113V112H159ZM190 113H192V112H190ZM244 113V112H243ZM30 114V115H31ZM41 114V113H40ZM51 114H53V112H51ZM50 114V115H51ZM55 114V113H54ZM57 114H59V113H57ZM84 114H86V113H84ZM189 114V113H188ZM187 114V115H188ZM253 114V113H252ZM7 115H8V113H7ZM60 115H61V111H60ZM65 115V114H64ZM154 115H158L159 116V114L157 113V114H154ZM161 115H163V114H161ZM191 115V114H190ZM218 115V114H217ZM254 115V114H253ZM252 115V116H253ZM1 116V115H0ZM38 116H40V115H38ZM42 116V115H41ZM40 116V117H41ZM54 117V115H51V117ZM79 116V115H78ZM82 116V115H81ZM84 116V115H83ZM182 116V115H181ZM241 116V115H240ZM50 116H48V119L50 118V119H52ZM56 117V116H55ZM64 117V116H63ZM98 116H96V118H97ZM154 117H157V116H154ZM193 117V116H192ZM162 118V117H161ZM177 118V117H176ZM191 118V117H190ZM190 118H188V119H190ZM29 119V120H28ZM36 119V118H35ZM47 120V118H44V121H45V123L43 124V125H45L46 124V120ZM54 119V118H53ZM56 119V118H55ZM68 119V118H67ZM76 119V118H75ZM74 119V120H75ZM86 119V118H85ZM95 119V118H94ZM97 119H99V118H97ZM102 119L100 120V124H102L101 123V121H102ZM150 119H151V117H150ZM187 119V120H188ZM194 119V118H193ZM223 119V118H222ZM240 119H241V117H240ZM40 120V119H39ZM58 120V119H57ZM170 120H171V118H170ZM186 120V121H187ZM220 120V119H219ZM3 121V120H2ZM8 120L6 119V122H7ZM36 121V120H35ZM42 121V120H41ZM65 121V120H64ZM72 121V120H71ZM104 121H102V122H104ZM112 121V120H111ZM115 121L116 122H118V118H115ZM258 121H259V119H258ZM43 122V121H42ZM50 122H53V121H48L47 120V123L49 124ZM70 122V121H69ZM175 122V121H174ZM8 123V122H7ZM40 123V122H39ZM72 123V122H71ZM93 123H94V121H93ZM128 123V122H127ZM126 123V124H127ZM158 123V122H157ZM170 123H172V121L170 122ZM188 123V122H187ZM205 123V122H204ZM217 123V122H216ZM221 123V122H220ZM258 123H260V122H258ZM2 124V123H1ZM9 125H10V123H8ZM34 124V123H33ZM38 124V123H37ZM42 124H38V125H42ZM47 124V126H50V125H52V123L50 124V125H48ZM95 124V123H94ZM99 124V125H100ZM125 124V123H124ZM218 124V123H217ZM224 124V123H223ZM42 125V126H43ZM182 125V124H181ZM191 125V124H190ZM42 126H39V127H42ZM84 126V125H83ZM101 126V125H100ZM105 126V125H104ZM116 126V125H115ZM123 126V125H122ZM125 126V125H124ZM164 126H166V125H164ZM192 126V125H191ZM198 126V125H197ZM205 126H207V125H205ZM263 126V125H262ZM2 127V126H1ZM10 127H12L11 125H10ZM37 127V126H36ZM81 127V126H80ZM79 126H72V127H68V131L70 132V138L69 139H71V141H73L74 143H72L73 144V146H74V148L75 147H81V149L83 148V150H84V147H82V146H85V148H86V144H84L83 142V145H81L80 144V142H81V140H82V138H83V136H85L86 137V135H88V131L86 130V129H82V128H80ZM101 127H103V126H101ZM106 127H107V125H106ZM110 127V126H109ZM167 127V126H166ZM165 127V129H168L169 127H167L166 128ZM190 127V126H189ZM193 127H194V124H193ZM195 127H196V125H195ZM194 127V128H195ZM204 127V126H203ZM3 128V127H2ZM88 128V127H87ZM153 128V127H152ZM65 129V128H64ZM67 129V128H66ZM106 129V128H105ZM121 129L122 130H124L122 127H121ZM121 129H119L118 131H120ZM172 129H173V127H172ZM191 129H192V127H191ZM228 128L226 127V130H227ZM261 129V128H260ZM103 130V129H102ZM113 130V129H112ZM111 130V131H112ZM121 130V131H122ZM153 130V129H152ZM170 130H171V128H170ZM175 130V129H174ZM206 130V129H205ZM208 130V129H207ZM206 130V131H207ZM229 130H231V129H229ZM31 131H36V130H31ZM40 131H42V130H40ZM44 131V130H43ZM50 131V130H49ZM97 131V130H96ZM99 131V130H98ZM104 131H106V130H103V132ZM107 131H109L108 129H107ZM106 131V132H107ZM114 131V130H113ZM153 131H155V130H153ZM161 131V130H160ZM212 131V130H211ZM218 131V130H217ZM228 131V130H227ZM5 132H6V130H5ZM59 132V131H58ZM100 132V131H99ZM102 132V131H101ZM123 132V131H122ZM124 132H125V130H124ZM129 132V131H128ZM149 133L151 132V131H148ZM156 132V131H155ZM162 132V131H161ZM168 132V131H167ZM184 132V131H183ZM193 132V131H192ZM194 132H196V130L194 131ZM197 132H198V130H197ZM210 132V131H209ZM256 132V131H255ZM9 133V132H8ZM36 133V132H35ZM53 133H55V132H53ZM90 133V132H89ZM93 133L95 134V135H97V133L95 132V130H93ZM93 133H90V134H93ZM109 133H110V131H109ZM147 133V132H146ZM153 133V132H152ZM152 133H150V134H152ZM158 133V132H157ZM260 133V132H259ZM48 134V132L46 133V135ZM62 134V133H61ZM93 134V138H94V140L96 139V138H99V141L100 142H102V140H100V135H99V137H95V135ZM111 134H113V133H111ZM116 134V133H115ZM118 134V133H117ZM120 134V133H119ZM118 134V135H119ZM124 136H125V134L124 133H122ZM144 134V133H143ZM143 134H141V135H143ZM154 134V133H153ZM167 134V133H166ZM169 134H170V132H169ZM194 134H196V133H194ZM214 134V133H213ZM257 134V133H256ZM50 135V134H49ZM52 135V134H51ZM123 135H120V136H122V137H124ZM145 135V134H144ZM203 135V134H202ZM209 135H211V133H209ZM53 136V135H52ZM110 136V135H109ZM147 136V135H146ZM156 136V135H155ZM166 136H168V135H166ZM207 136V135H206ZM224 136V135H223ZM11 137V136H10ZM32 138H33V136H31ZM30 137V138H31ZM88 137V136H87ZM119 137V136H118ZM134 137V136H133ZM164 137V136H163ZM210 137V136H209ZM212 137V136H211ZM261 136H259L258 138H260ZM3 138V137H2ZM36 138V137H35ZM38 138V137H37ZM46 138V137H45ZM52 138V137H51ZM50 138V139H51ZM62 138V137H61ZM89 138V137H88ZM87 138V139H88ZM111 138V137H110ZM120 138L121 137H119V142H120ZM162 138V137H161ZM161 138H160V141H161ZM167 138H169V136L167 137ZM257 138V139H258ZM11 139V138H10ZM20 139V140H19ZM28 139V140H27ZM49 139V140H50ZM114 139V138H113ZM116 139H118V138H116ZM144 139H145V142H146V139L147 138H145V136H144ZM143 139V140H144ZM150 139V138H149ZM152 139H154V138H152ZM220 139V138H219ZM218 139V140H219ZM228 139V138H227ZM227 139H226V141H227ZM241 139V138H240ZM264 139V138H263ZM262 139V140H263ZM2 140V139H1ZM5 140V139H4ZM54 140V139H53ZM90 140H91V142L90 143H92L93 141H92V139L90 138ZM98 140V139H97ZM205 141H206V139H204ZM215 140H217V139H215ZM214 140V141H215ZM221 140V139H220ZM219 140V141H220ZM235 140H236V138H235ZM260 140H261V138H260ZM260 140H259V142H260ZM261 140V141H262ZM6 141V140H5ZM10 141V140H9ZM41 141V140H40ZM82 141H84V140H82ZM107 141H108V139H107ZM126 141V140H125ZM195 141V140H194ZM219 141H217V142H219ZM223 141H224V139H223ZM8 142V139H7V141H6V143ZM38 142H39V140H38ZM54 142V141H53ZM85 142V141H84ZM97 143V141L95 140L94 141V144L96 145V143ZM100 142H98V144L100 143ZM103 142H105V140L103 141ZM162 142V141H161ZM201 142V141H200ZM204 142V141H203ZM207 142V141H206ZM211 142V141H210ZM210 142H209V144H210ZM263 142H264V140H263ZM21 143V144H22ZM34 143V142H33ZM36 143V142H35ZM75 143L77 144V145H79V146H75ZM131 143V142H130ZM153 143V142H152ZM220 143H221V141H220ZM220 143H219V145H220ZM223 143H225V141L223 142ZM228 143V142H227ZM254 143V142H253ZM5 144V143H4ZM3 144V145H4ZM22 144V145H23ZM66 144V143H65ZM64 144V145H65ZM122 145L121 144V142L120 143H118V145ZM207 144V148H208V142L206 143ZM229 145H231L230 143H228ZM241 144V143H240ZM258 144V143H257ZM2 145V146H3ZM6 145V144H5ZM8 145V144H7ZM19 145H18V148H17V146H15L17 149H19V148H21L22 147V149H23V146L22 145H20L21 147H19ZM36 145V144H35ZM41 145V144H40ZM70 145V144H69ZM69 145H65V147H67V146H69ZM81 145V146H80ZM142 145H145V144H142ZM196 145V144H195ZM213 145V144H212ZM218 145V144H217ZM227 145V144H226ZM256 145V144H255ZM34 146V145H33ZM72 146V147H73ZM148 146V145H147ZM157 146V145H156ZM155 146V147H156ZM206 146V145H205ZM211 146V145H210ZM238 146V145H237ZM4 147V146H3ZM7 147V146H6ZM15 147H14V151H15ZM38 147H40L39 146V144H38ZM53 147V146H52ZM56 147V146H55ZM54 147V148H55ZM90 147V146H89ZM92 147V146H91ZM90 147V148H91ZM96 147V146H95ZM119 147H122V146H119ZM185 147V146H184ZM192 147V146H191ZM200 147V146H199ZM226 147V146H225ZM231 146H229V148H230ZM33 149H34V147H32ZM69 148V147H68ZM117 148H118V146H117ZM207 148H205V149H207ZM227 148H228V146H227ZM240 148V147H239ZM243 148H245V147H243ZM255 148V147H254ZM36 150H37V147L35 148ZM41 149V148H40ZM50 149V148H49ZM76 149V148H75ZM74 149V150H75ZM102 149H104L103 151H102V153L104 154V153H106L107 152V150L109 149V143H105V146H104V148H102ZM141 149V148H140ZM149 149V148H148ZM182 149V148H181ZM201 149V148H200ZM231 149V148H230ZM241 149V148H240ZM257 149H258V147H257ZM24 150V151H23ZM22 151L23 152H25V149H23ZM29 150H32L31 148L30 149H28L27 151H28V153H31ZM39 150V149H38ZM73 150V151H74ZM86 150V149H85ZM92 150H94V149H92ZM122 151V149L121 148H119V151ZM199 150V149H198ZM209 150V149H208ZM224 151V144L223 145H221V147L219 148V151ZM227 150V149H226ZM260 150V149H259ZM18 151H20L19 153L21 154V150L19 149ZM53 151H55V150H53ZM57 151V150H56ZM70 151V150H69ZM110 151H112V150H110ZM116 151V150H115ZM158 151H159V149H158ZM204 151V150H203ZM220 151V152H221ZM222 151V152H223ZM245 151V150H244ZM256 151V150H255ZM258 151V150H257ZM5 151H3L2 152V154H0V157H1V155H3V153H4ZM15 152H17V151H15ZM22 152V153H23ZM34 152V151H33ZM33 152H32V155H33ZM36 153L38 152V151H35ZM39 152H41V151H39ZM39 152H38V154H39ZM71 152H72V150H71ZM77 152V151H76ZM75 152V153H76ZM124 152V151H123ZM141 152V151H140ZM154 152V151H153ZM152 152V153H153ZM206 152V151H205ZM215 152V151H214ZM238 152H239V150H238ZM14 153V152H13ZM18 153V152H17ZM35 153V154H36ZM60 153H61V151H60ZM63 153V152H62ZM74 153V154H75ZM122 153V152H121ZM128 153V152H127ZM155 153V152H154ZM199 152H197V154H198ZM226 153V152H225ZM231 153V152H230ZM258 153V152H257ZM263 153V152H262ZM14 154H16V153H14ZM24 154V153H23ZM47 154H49V153H47ZM59 154V153H58ZM65 154V153H64ZM74 154H73V156H74ZM124 154V153H123ZM205 154H207V153H205ZM210 154H211V152H210ZM213 154V153H212ZM211 154V155H212ZM228 154H229V152H228ZM256 154V153H255ZM17 155V154H16ZM22 155V154H21ZM21 155H19V157L21 156ZM25 155V154H24ZM41 155V154H40ZM81 155V154H80ZM107 155V154H106ZM110 155V154H109ZM120 155V154H119ZM129 155V154H128ZM160 155V156H159ZM161 155H163V154H159V152L158 153H156L155 154V160H154V162H153V164H155L154 165V167L156 166V162L158 163V161H160L161 160ZM204 155V154H203ZM224 155V154H223ZM235 155V154H234ZM26 156H27V152H26ZM36 156H37V154H36ZM35 155H33V158L34 157H36ZM76 156V155H75ZM130 156V155H129ZM136 156H138V155H136ZM140 156V155H139ZM251 156V155H250ZM13 157V156H12ZM29 156H27V157H25V158H28ZM40 157V156H39ZM39 157H37L38 158V162L40 161L39 159ZM79 157V156H78ZM78 157H76V158H78ZM83 157H87V156H83ZM94 157V156H93ZM100 157V156H99ZM107 157H108V155H107ZM106 157V158H107ZM131 157V156H130ZM166 157V156H165ZM217 157V155L216 154H214V156L212 157V159H214V160H216L215 158ZM221 157V156H220ZM2 158H4V155H3V157ZM2 158H0V160L2 161ZM20 158H22V156L20 157ZM19 158V159H20ZM24 157L22 158L23 160H21L22 161V163H23V161H25L26 159H25ZM37 158H35V159H37ZM62 158V157H61ZM73 158V157H72ZM101 158V157H100ZM111 158V157H110ZM164 158V156L162 157V159ZM167 158V157H166ZM173 158V157H172ZM208 158V157H207ZM219 158V157H218ZM247 156L246 155H243L239 160H240V164L242 165V167L244 166V164L246 163V161H247ZM29 159V158H28ZM31 159V158H30ZM73 159H75V158H73ZM95 159V158H94ZM114 159V158H113ZM122 159V158H121ZM144 159V158H143ZM142 159V160H143ZM170 159V158H169ZM168 159V160H169ZM187 159V158H186ZM185 159V160H186ZM227 159V158H226ZM225 159V160H226ZM237 159V158H236ZM5 160V159H4ZM10 160H11V157H10ZM13 160V161H12ZM11 161L12 162H14V163H16V161L14 160V159H12ZM60 160V159H59ZM62 160H63V158H62ZM76 160V159H75ZM83 161H85L84 159H82ZM116 160H117V158H116ZM151 160V159H150ZM168 160H166V161H168ZM210 160V159H209ZM225 160H224V162H225ZM228 160V159H227ZM263 160V159H262ZM9 160L8 159H6V164H7V162H8ZM29 161V160H28ZM34 161H36V160H34ZM92 161V160H91ZM109 161H110V159H109ZM149 161V160H148ZM163 160H161V162H162ZM164 162V163H167V162ZM171 161H172V159L170 160V161H168V164H169V162L171 163ZM211 161H213V160H211ZM211 161H210V163H211ZM30 162V161H29ZM28 162V163H29ZM32 162V161H31ZM76 162H78L77 160H76ZM82 162V161H81ZM81 162H80V164H81ZM112 162V161H111ZM122 162H124V164H125V161L122 159ZM134 162V161H133ZM136 162V161H135ZM147 162V161H146ZM145 162V163H146ZM175 162V161H174ZM183 162V161H182ZM185 162V161H184ZM216 162V161H215ZM221 162H223V161H221ZM2 163H3V161H2ZM4 163H5V161H4ZM9 163V162H8ZM18 163H19V161H18ZM27 163V164H28ZM34 163V162H33ZM36 163V162H35ZM34 163V164H35ZM71 163V162H70ZM79 163V162H78ZM113 163V162H112ZM130 163V162H129ZM247 163H248V161H247ZM264 163V162H263ZM21 164V163H20ZM19 164V165H20ZM39 164H40V162H39ZM77 164V163H76ZM79 164V165H80ZM117 164V163H116ZM116 164H114L115 166H116ZM119 164H120V162H119ZM123 164V163H122ZM163 164V163H162ZM1 165V164H0ZM5 165V164H4ZM10 165V166H9ZM18 165V166H19ZM23 165H24V163H23ZM31 165V164H30ZM30 165H29V167H30ZM53 165V164H52ZM108 165V164H107ZM111 165H113V164H111ZM166 165V164H165ZM170 165V164H169ZM173 165H176V164H174L173 163ZM189 165V164H188ZM211 165V164H210ZM217 165V164H216ZM250 165V164H249ZM17 166V165H16ZM17 166V169L18 168H20V167H18ZM27 166V165H26ZM81 166H83V165H80V167ZM117 166H118V164H117ZM124 166V165H123ZM128 166V165H127ZM145 166V165H144ZM159 166H160V164H159ZM221 166V165H220ZM219 166V167H220ZM258 166V165H257ZM8 167H10V169H11V162L8 164ZM77 167V166H76ZM119 167V166H118ZM118 167H115V168H117L118 169ZM120 167H122V165L120 166ZM150 167V166H149ZM157 167V166H156ZM165 167H167V165L165 166ZM168 167H170V166H168ZM175 167V166H174ZM183 166H180V168L179 169H183L182 168ZM212 166H210L209 167V169L211 168ZM224 167H225V165H224ZM240 167V166H239ZM241 167V168H242ZM15 168V167H14ZM31 168H33L34 169V166L33 167H31ZM30 168V169H31ZM55 168V167H54ZM79 168V167H78ZM114 168V169H115ZM128 168V167H127ZM208 168V167H207ZM214 168H216L215 166H214ZM6 169V168H5ZM29 169V170H30ZM37 169V168H36ZM35 169V170H36ZM83 169V171H85L86 169H87V166H85V169L84 168H82ZM113 169V170H114ZM116 169V170H117ZM129 169V168H128ZM156 169H159V168H156ZM167 169V168H166ZM165 169V170H166ZM170 169L171 168H169V170H168V172H170V174L173 176V174H172V172L170 171ZM175 169V168H174ZM178 169V170H179ZM201 169H203V168H201ZM225 169V168H224ZM226 169H227V167H226ZM225 169V170H226ZM259 169V168H258ZM1 170V169H0ZM4 170V169H3ZM16 170V169H15ZM24 170H25V168H24ZM34 170V171H35ZM77 170V169H76ZM116 170H114V171H116ZM164 170V169H163ZM196 170V169H195ZM14 171V170H13ZM21 171V170H20ZM31 171H33V170H31ZM42 171V170H41ZM80 172H81V170H79ZM93 171V170H92ZM119 171H121V169L119 170ZM130 171V170H129ZM153 171V170H152ZM159 171V170H158ZM176 171V170H175ZM197 171V170H196ZM205 171V170H204ZM208 171H211V170H208ZM213 171V170H212ZM5 172V171H4ZM16 172H19V170H16ZM37 172V171H36ZM45 172V171H44ZM86 172V174L88 173L89 174V172H87V171H85ZM95 172V171H94ZM106 172V171H105ZM112 172V171H111ZM131 172V171H130ZM156 172V171H155ZM164 172H166V171H164ZM167 172V173H168ZM174 172V171H173ZM198 172V171H197ZM201 172V171H200ZM207 172V171H206ZM205 172V173H206ZM7 173V172H6ZM38 173H39V170H38ZM84 173V172H83ZM82 173V176L84 175ZM102 173V172H101ZM116 173H118V172H116ZM129 173V172H128ZM138 173V172H137ZM147 173H148V171H147ZM157 173V172H156ZM161 173V172H160ZM162 173H163V171H162ZM177 173V172H176ZM202 173H204V172H202ZM237 173V170H236V167L235 166H233L232 165V163H228V170H227V174L228 175H230L231 174V177L233 176V175H235ZM255 173H256V171H255ZM31 174V173H30ZM32 174H33V172H32ZM36 174V173H35ZM166 174V173H165ZM224 174H225V172H224ZM257 174V173H256ZM46 175V174H45ZM48 175V174H47ZM107 175V174H106ZM105 175V176H106ZM110 175H111V173H110ZM109 175V176H110ZM112 175H113V172H112ZM160 175V174H159ZM158 175V176H159ZM163 175V174H162ZM167 175H169V174H166V176ZM226 175V174H225ZM10 176H12V174H10ZM16 176V175H15ZM17 176H18V174H17ZM32 176H34V175H32ZM37 176V175H36ZM52 176V175H51ZM56 176V175H55ZM78 176V175H77ZM85 176V175H84ZM83 176V177H84ZM94 176V175H93ZM93 176H91V178L93 177ZM101 176H103V175H101ZM108 176V177H109ZM128 176H129V174H128ZM139 176V175H138ZM157 176V175H156ZM176 176V175H175ZM201 177H205L206 176V181H207V179H208V177H210L209 179H212L211 178V176L212 177H215L216 178V176L218 177V175L216 174H213V173H211L210 175L209 174H201L200 175ZM258 176H260V174L258 175ZM24 177V176H23ZM35 177V176H34ZM49 177V176H48ZM61 177V176H60ZM79 177V176H78ZM86 177H88L87 175H86ZM163 177V176H162ZM165 177V176H164ZM201 177H200V181L199 182H204V181H202V179H201ZM8 178V177H7ZM63 178V177H62ZM111 178V177H110ZM109 178V179H110ZM113 179H114V176L112 177ZM111 178V179H112ZM118 178V177H117ZM126 178V177H125ZM142 178V177H141ZM140 178V179H141ZM194 178V177H193ZM222 178H223V175L221 174V175H219V179H221V183H222ZM233 178V177H232ZM64 179V178H63ZM66 179V178H65ZM64 179V180H65ZM79 179V178H78ZM93 179V178H92ZM106 179H108L107 178V176H106ZM111 179H110V181H111ZM127 179H129L128 177H127ZM131 179H134V177L133 178H131ZM157 179V178H156ZM175 179H178V178H175ZM188 179V178H187ZM214 179V178H213ZM9 180V179H8ZM17 180H18V177H17ZM44 180H45V178H44ZM102 180V179H101ZM145 179L143 178V181H144ZM172 180V179H171ZM185 180V179H184ZM190 180V179H189ZM193 180V179H192ZM195 180V179H194ZM215 180V179H214ZM10 181V180H9ZM46 181V180H45ZM92 181H94V180H92ZM114 181V180H113ZM113 181H111V182H113ZM126 181V180H125ZM157 181H159V180H157ZM174 181V180H173ZM217 181H219V180H217ZM27 182V181H26ZM65 182V181H64ZM101 182H103V180L101 181ZM131 182V181H130ZM130 182H127V183H130ZM132 182H133V180H132ZM154 182V181H153ZM155 182H156V180H155ZM169 182V181H168ZM181 182V181H180ZM198 182V183H199ZM225 182H227L226 180H225ZM3 183V182H2ZM10 183V182H9ZM18 183V182H17ZM23 183V182H22ZM45 183V182H44ZM69 183V182H68ZM86 183H88V182H86ZM106 183H108V181H106ZM126 183V182H125ZM136 183V182H135ZM143 183V182H142ZM164 183V182H163ZM187 183V182H186ZM216 183V182H215ZM220 183V184H221ZM6 184V183H5ZM19 184V183H18ZM24 184V183H23ZM23 184H22V186H23ZM97 184V183H96ZM114 184V183H113ZM138 184H141V183H138ZM146 184V183H145ZM156 184V183H155ZM160 184H161V182H160ZM165 184V183H164ZM169 184V183H168ZM174 184V183H173ZM172 184V185H173ZM208 184H210V183H208ZM259 184H260V182H259ZM11 185V184H10ZM14 185V184H13ZM30 185V184H29ZM53 185H55V184H53ZM63 184H62V182H61V186H62ZM64 185H65V183H64ZM72 185H73V183H72ZM71 185V182H70V186H72ZM144 185V184H143ZM162 185V184H161ZM174 185H176V184H174ZM203 185V184H202ZM215 185V184H214ZM219 185V184H218ZM222 185V184H221ZM220 185V186H221ZM262 185V184H261ZM260 185V187H263V186H261ZM56 186V185H55ZM59 186V185H58ZM70 186H68V187H70ZM85 186V185H84ZM83 186V188L85 189V187ZM88 186V185H87ZM104 186H105V184H104ZM128 186V185H127ZM181 186V185H180ZM197 186V185H196ZM203 186H205V185H203ZM202 186V187H203ZM209 186V185H208ZM13 187V186H12ZM19 187V186H18ZM24 187V186H23ZM47 187V184H46V186H45V188ZM77 187V186H76ZM76 187L75 186H73L72 188H74L75 190H77L76 189ZM137 187V186H136ZM148 187V186H147ZM153 187H154V184H153ZM206 187V186H205ZM204 187V188H205ZM216 187V186H215ZM215 187H214V191H215ZM78 188H79V185H78ZM82 187H81V189H83ZM126 188V187H125ZM129 188H130V186H129ZM141 188H142V186H141ZM172 188V187H171ZM175 188V187H174ZM193 188V187H192ZM198 188V187H197ZM203 188V189H204ZM264 188V187H263ZM5 189H6V187H5ZM9 189V188H8ZM13 189V188H12ZM16 189V188H15ZM20 189V188H19ZM23 189V188H22ZM21 189V191L23 192V194H26V196H27V194H28V190L26 189V190H22ZM55 189V188H54ZM61 189V188H60ZM64 189H66L65 187H64ZM71 189V188H70ZM89 189H90V187H89ZM88 188H87V190H89ZM161 189V187L159 188V190ZM165 189V188H164ZM163 189V190H164ZM7 190V189H6ZM32 190H33V188H32ZM32 190H30V194L32 193L33 194V191ZM36 190V189H35ZM45 190H47V189H45ZM66 190H68V189H66ZM133 190V189H132ZM166 190V189H165ZM170 190V189H169ZM205 190V189H204ZM264 190V189H263ZM26 191H27V193H26ZM42 191H44V188H43V190ZM69 191V194L68 195H71V191L72 190H68ZM141 191V190H140ZM146 191V190H145ZM213 191V190H212ZM216 191H217V189H216ZM22 192H21V194H22ZM71 192V193H70ZM77 192H78V190H77ZM77 192H76V195H74V197L75 196H77ZM83 192H85V190L84 191H82V193ZM87 192V191H86ZM97 192V191H96ZM106 192V191H105ZM150 192V191H149ZM152 192V191H151ZM175 192V191H174ZM199 192V191H198ZM206 193H207V190L205 191ZM6 193V192H5ZM10 193L11 194H13L11 191H10ZM36 193V192H35ZM43 193V192H42ZM50 193V192H49ZM74 193H75V191H74ZM78 193H80V189H79V192ZM88 194H89V192H87ZM29 194V195H30ZM58 194H59V192H58ZM56 194L55 192H53V190H52V192H51V196L50 197H54V198H60L61 197V195L59 194ZM86 194V193H85ZM84 194V195H85ZM115 194V193H114ZM118 194V193H117ZM135 194H138V191H137V193H135ZM134 194V195H135ZM156 194V193H155ZM159 194V193H158ZM217 194V193H216ZM17 195V194H16ZM81 195V197H82V194H80ZM174 195V194H173ZM207 195H209V193H207ZM213 195V194H212ZM23 197H24V199H26L25 198V195H22ZM21 196V197H22ZM45 196H47V195H45ZM85 196H87V194L85 195ZM85 196H83L81 199H84V198H86L87 199V197H85ZM120 196V195H119ZM143 196V195H142ZM18 197V196H17ZM16 197V198H17ZM63 197V196H62ZM67 197H69V196H67ZM73 197V195H71V199H67V201H66V199L65 198H62V199H64L65 201H66V203H67V205L66 206H64V208H66V207H70V210L73 212V210H72V208H71V205H72V203H73V205H75V206H77V204H75L73 201H75L76 200V202H77V198H78V196L76 197V198H72ZM168 197H170V196H168ZM197 197H199V196H197ZM247 197V196H246ZM19 198V197H18ZM41 198H42V196H41ZM53 198V201H55V199ZM164 198H166V197H164ZM164 198H162V200L164 199ZM214 198H217V197H214ZM46 199V198H45ZM131 199V198H130ZM151 199V198H150ZM176 199V198H175ZM206 199V198H205ZM8 200V199H7ZM27 200V199H26ZM51 200V199H50ZM49 200V201H50ZM63 200V201H64ZM79 200V199H78ZM87 200H89V197H88V199ZM110 200V199H109ZM156 200H158V199H156ZM173 200V199H172ZM207 200V199H206ZM18 201V200H17ZM16 201V202H17ZM20 201H22V202H20ZM20 201H18L17 203H14V204H11V201H3V202H0V221H4V222H6V225H7V223H8V226H10V219H9V217H8V213H10L9 211H10V209H12L14 206L17 208V206L19 205L18 203L20 202L21 204L25 201V200H21V198H20ZM43 201V200H42ZM80 202H81V200H79ZM190 201V200H189ZM14 202V201H13ZM26 202V201H25ZM24 202V203H25ZM56 202V201H55ZM60 202V201H59ZM58 202V203H59ZM158 202V201H157ZM177 202V201H176ZM33 203V202H32ZM82 203L84 204V201H82ZM88 203V201L86 202V204ZM120 203H121V201H120ZM125 203V202H124ZM16 204H18L17 206H16ZM40 204V203H39ZM52 204H53V202H52ZM63 204V203H62ZM61 204V205H62ZM80 204V203H79ZM91 204V203H90ZM141 204H143V203H141ZM167 204V203H166ZM183 204V203H182ZM195 204V203H194ZM193 204V205H194ZM54 205V204H53ZM73 205H72V207H73ZM99 205V204H98ZM176 205V204H175ZM184 205V204H183ZM196 205H198V204H196ZM45 206V205H44ZM50 206H52V205H50ZM59 206V205H58ZM74 206V210H75V207ZM79 207L77 208L78 210H79V208L81 207L80 205H78ZM84 206H85V204H84ZM84 206H82V207H84ZM87 206V205H86ZM85 206V207H86ZM143 206V205H142ZM209 206L210 205H207V202L206 203H203V204H200L199 205V207H197V209H196V212H197V214H199V215H201L203 218H202V221L199 223V225H198V229L202 232V231H204V226H205V224L207 223V221H208V219H209V213H208V208H209ZM19 207H21V205L20 206H18V208L17 209H15V210H18L19 209ZM42 207V206H41ZM53 207V206H52ZM55 207V206H54ZM53 207V208H54ZM61 207V206H60ZM81 207V209L79 210V211H76L77 212V214H71L72 216L73 215H75V217H72V218H76V219H78V217H76V215L77 216H79V217H81L80 215H79V213L81 214L82 212H84L83 213V215L82 216H85L84 214H85V212H87L86 211V209H87V207H86V209H85V211L84 210H82L83 208ZM90 207H92V206H90ZM144 207V206H143ZM169 207V206H168ZM171 207H172V205H171ZM170 207V208H171ZM31 208H33V207H31ZM127 208V207H126ZM128 208H130V207H128ZM146 208V207H145ZM182 208V207H181ZM196 208V207H195ZM22 207H21V211H20V209H19V211H18V213H15L16 215H19V213H21V212H23L22 211ZM43 209V208H42ZM147 209V208H146ZM252 209V208H251ZM134 210V209H133ZM153 210V209H152ZM160 210V209H159ZM174 210V209H173ZM192 210V209H191ZM42 211V210H41ZM52 211V210H51ZM56 211V209H53V211H52V216L54 217V218H57V217H55V212ZM67 210L65 209V211H64V213H66V216L68 215L67 214V212H66ZM80 211H82V212H80ZM181 211V210H180ZM188 211V210H187ZM194 211V210H193ZM193 211H191V212H193ZM11 212H13L12 210H11ZM17 212V211H16ZM32 212H33V210H32ZM68 212H69V210H68ZM149 212V211H148ZM14 213H12V214H14ZM73 213H75V212H73ZM88 213V212H87ZM86 213V214H87ZM97 213H99V212H97ZM11 214V213H10ZM49 214H51V213H49ZM57 214V213H56ZM60 213H58V215H59ZM120 214V213H119ZM191 214V213H190ZM23 215V214H22ZM153 215H154V212H153ZM161 215V214H160ZM186 215V214H185ZM193 215V214H192ZM14 216V215H13ZM20 216V215H19ZM87 216V215H86ZM134 216V215H133ZM184 216V215H183ZM22 217V216H21ZM25 217V216H24ZM46 217V216H45ZM68 217H70V216H68ZM88 217V216H87ZM135 217V216H134ZM181 217H182V215H181ZM17 218H19V217H17ZM23 218V217H22ZM26 218V217H25ZM24 218V219H25ZM59 218V217H58ZM72 218H71V220H72ZM84 217H82L81 219H80V221H84V219H83ZM131 218V217H130ZM197 218V217H196ZM195 218V219H196ZM6 219H9V220H6ZM34 219V218H33ZM68 219V218H67ZM79 219H78V221H79ZM124 219V218H123ZM134 219V218H133ZM137 219V218H136ZM186 219V218H185ZM6 220V221H5ZM23 220V219H22ZM88 221H89V219H87ZM193 220V219H192ZM196 220H198V219H196ZM9 221V222H8ZM69 221V220H68ZM74 221H77V220H75L74 219ZM73 221V222H74ZM77 221V222H78ZM87 221V222H88ZM120 221V220H119ZM16 222V221H15ZM60 222H62V220L60 221ZM72 222V221H71ZM76 222V224H75V226H74V224L73 225H71L72 227L74 226V228L75 227H77L76 225H78V224H81L80 222H78L77 223ZM123 222V221H122ZM191 222V221H190ZM189 222V223H190ZM31 223H33V222H31ZM44 223V222H43ZM63 223V222H62ZM75 223V222H74ZM139 223H141L140 221H139ZM143 223V222H142ZM5 224V223H4ZM3 223H2V225H4ZM50 224V223H49ZM57 224H58V222H57ZM82 224L84 225V222H82ZM194 224H196V223H194ZM1 225V227H3ZM6 225H4V226H6ZM20 225V224H19ZM62 225V224H61ZM60 225V226H61ZM64 225V224H63ZM66 225H67V223H66ZM82 225V226H83ZM87 225V224H86ZM135 225V224H134ZM133 225V226H134ZM181 225V224H180ZM7 226V227H8ZM13 226V225H12ZM18 226V225H17ZM24 226V225H23ZM82 226H80L81 227V229H82ZM136 226V225H135ZM139 226V225H138ZM168 226V225H167ZM166 226V227H167ZM192 226V225H191ZM31 227V226H30ZM69 227V226H68ZM79 227V226H78ZM122 227L124 228V230H125V232H128L130 229L131 230H133L134 229V227H132V223H131V221H130V219H125V221L122 223ZM140 227V226H139ZM6 227H4V232H6V229H5ZM9 228L10 227H8V229L7 230H9ZM21 228V227H20ZM49 228V227H48ZM71 228V227H70ZM146 228H147V226H146ZM173 228V227H172ZM195 228V227H194ZM3 229V228H2ZM85 229V228H84ZM136 229V228H135ZM140 229V228H139ZM258 229V228H257ZM45 230V229H44ZM43 230V231H44ZM64 230H65V228H64ZM74 230V229H73ZM72 229H71V232L73 231ZM75 230H77V229H75ZM74 230V231H75ZM80 230V229H79ZM79 230H77V231H79ZM208 230V229H207ZM2 231V233L4 234V232H3V230H1ZM40 231H41V229H40ZM46 231V230H45ZM73 231V232H74ZM84 231V230H83ZM206 231V230H205ZM16 232V231H15ZM64 232H66V231H63V233ZM70 232V233H71ZM81 232V231H80ZM80 232H79V234H80ZM121 232V231H120ZM145 232H146V230H145ZM148 232V231H147ZM1 233V232H0ZM75 233V232H74ZM73 233V234H74ZM84 233V232H83ZM186 233V232H185ZM3 234H0L1 235V237H0V240L1 239H4V238H2L3 237ZM9 234V233H8ZM72 234V233H71ZM70 234V235H71ZM72 234V235H73ZM76 234H78V233H76ZM75 234V235H76ZM90 235H91V233H89ZM138 234V233H137ZM206 234V233H205ZM204 234V235H205ZM5 235V234H4ZM12 235H14V233H12ZM22 235V234H21ZM27 235H29V234H27ZM43 235V234H42ZM49 235V234H48ZM47 235V236H48ZM60 238H58L59 240L58 241H56V244L58 245V246H56L55 247V250H57V253H59V261H57V264H70V262H71V260L69 261L68 259V261L66 260V254H64V250L66 251V252H68L69 250H67L66 249V242H65V238H64V234H62V233H60ZM69 235V234H68ZM68 235H67V233L65 234V236H67L68 237ZM75 235L73 236L74 238H73V240H75L76 241V243L74 244V245H77L78 243H77V240H78V238L76 237L75 238ZM84 235V234H83ZM201 235V234H200ZM17 236V235H16ZM32 236V235H31ZM30 236V237H31ZM85 236V235H84ZM186 236V235H185ZM66 237V238H67ZM71 237V236H70ZM69 237V238H70ZM89 237V236H88ZM87 237V238H88ZM91 237V236H90ZM118 237V236H117ZM8 238V237H7ZM86 238V237H85ZM130 238V237H129ZM13 239V238H12ZM11 239V240H12ZM54 239V238H53ZM71 239V238H70ZM81 239V238H80ZM89 239V238H88ZM184 239V238H183ZM56 240V239H55ZM54 240V241H55ZM85 240V239H84ZM145 240V239H144ZM148 240V239H147ZM200 240V239H199ZM13 241V243L15 244V240H12ZM11 241V242H12ZM26 241V240H25ZM24 241V242H25ZM89 241V240H88ZM185 241V240H184ZM183 241V242H184ZM10 242V244L12 245V247L14 246V244H12ZM26 242H28V241H26ZM71 242H73L74 243V241H69V243L71 244ZM148 242V241H147ZM196 242V241H195ZM200 242H201V240H200ZM46 243V242H45ZM64 243V244H63ZM72 243V244H73ZM138 243H140V242H138ZM184 243H186V242H184ZM184 243H183V245H184ZM194 243V242H193ZM191 241L188 243V246H189V248L191 249V247L193 246V247H195L196 245L195 244H193ZM9 243H7V245H8ZM27 244H29V243H27ZM81 244H82V241H81ZM84 244V243H83ZM143 244V242L141 243V246H144L145 247V245H142ZM145 244V243H144ZM174 244V243H173ZM2 245V244H1ZM30 245V244H29ZM175 245V244H174ZM173 245V246H174ZM201 245V244H200ZM16 246V245H15ZM14 246V247H15ZM63 246V247H62ZM79 246V245H78ZM87 246V245H86ZM134 246H136V244L134 245ZM9 247H11L10 245H9ZM13 247V248H14ZM82 247V246H81ZM83 247H84V245H83ZM143 247V248H144ZM28 248H29V246H28ZM79 248V247H78ZM77 248V249H78ZM132 249H133V247H131ZM184 248V247H183ZM5 249H6V251H2V252H6V253H8V251L9 250H7V248L5 247ZM9 249V248H8ZM15 249H17V248H15ZM74 249V248H73ZM76 249V248H75ZM182 249V248H181ZM200 249H201V247H200ZM235 249V248H234ZM14 250V249H13ZM79 250H81V248H79ZM134 250V249H133ZM144 250H146L145 248H144ZM162 250V249H161ZM180 250V249H179ZM193 250V249H192ZM42 251V250H41ZM53 251V250H52ZM75 251V250H74ZM120 251V250H119ZM153 251V250H152ZM186 251V250H185ZM203 251V250H202ZM202 251H200L201 253H202ZM70 252V251H69ZM68 252V255L70 254ZM85 252H87V251H85ZM139 252H140V250H139ZM196 252V251H195ZM0 253H1V251H0ZM21 253V252H20ZM79 253V252H78ZM81 253V252H80ZM134 253V252H133ZM192 253V252H191ZM194 253V252H193ZM55 254V253H54ZM71 254H73V253H71ZM88 254V253H87ZM147 254V253H146ZM198 254H199V252H198ZM241 254H242V252H241ZM26 255V254H25ZM76 255V254H75ZM185 254H183V256H184ZM197 255V254H196ZM12 256V255H11ZM29 256V255H28ZM55 256V255H54ZM57 256V255H56ZM78 256V255H77ZM79 256H81V255H79ZM83 256V255H82ZM84 256H85V254H84ZM182 256V255H181ZM197 256H199V255H197ZM196 256V257H197ZM241 256V255H240ZM6 257V256H5ZM164 257V256H163ZM1 258H2V256H1ZM0 258V259H1ZM25 258V257H24ZM23 258V259H24ZM36 258V257H35ZM49 258V257H48ZM73 257H71V259H72ZM85 258V257H84ZM188 258H190V257H188ZM11 259H12V257H11ZM27 259V258H26ZM25 259V260H26ZM55 260L57 259V258H54ZM78 259V258H77ZM164 259V258H163ZM25 260H23V261H25ZM33 260V259H32ZM170 260V259H169ZM195 260V259H194ZM193 260V261H194ZM199 260V259H198ZM85 261V260H84ZM166 261V260H165ZM183 261V260H182ZM203 261V260H202ZM21 262V261H20ZM118 262V261H117ZM144 262V261H143ZM146 262V261H145ZM189 262V261H188ZM198 262V261H197ZM19 263V262H18ZM47 263V262H46ZM72 263V262H71ZM87 263V262H86ZM116 263V262H115ZM119 263V262H118ZM184 263V262H183ZM20 264V263H19ZM79 264H80V262H79ZM83 264V263H82ZM188 264V263H187ZM206 264V263H205Z\"/></svg>",
  "mask_w": 264,
  "mask_h": 264
}]
</instances>
